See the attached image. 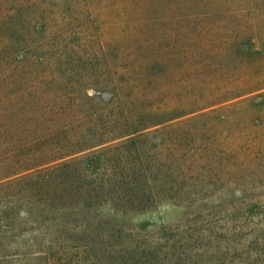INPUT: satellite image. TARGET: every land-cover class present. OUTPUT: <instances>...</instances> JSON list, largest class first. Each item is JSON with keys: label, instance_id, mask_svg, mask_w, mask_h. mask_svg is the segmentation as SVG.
Returning a JSON list of instances; mask_svg holds the SVG:
<instances>
[{"label": "rangeland", "instance_id": "1", "mask_svg": "<svg viewBox=\"0 0 264 264\" xmlns=\"http://www.w3.org/2000/svg\"><path fill=\"white\" fill-rule=\"evenodd\" d=\"M18 2L29 44L38 41L32 20L42 10L53 28L83 34L91 13L97 34L108 39L127 17L141 22L135 38L151 53L141 73L149 80L176 64L185 76L219 73L193 68L217 60L203 43L219 44L228 68L220 73L239 67L241 91L0 178V264H117L116 234L104 222L156 235L177 223L231 227L240 212L242 221L256 219L254 203L264 206V0H67V19L54 3ZM235 28L227 47L226 33ZM123 40L129 47L131 38ZM109 45L113 53L116 41ZM144 190L153 202L140 210L134 193ZM159 264L182 261L166 254Z\"/></svg>", "mask_w": 264, "mask_h": 264}, {"label": "trees", "instance_id": "2", "mask_svg": "<svg viewBox=\"0 0 264 264\" xmlns=\"http://www.w3.org/2000/svg\"><path fill=\"white\" fill-rule=\"evenodd\" d=\"M18 3L0 0V178L154 126L190 105L216 104L241 91L239 67L220 73L228 68L223 61L227 48L219 44L201 46L217 60L193 64L202 70L217 67L219 73L185 76L176 64L170 73L149 80L141 73L149 69L151 53L135 38L141 22L127 23V17L118 26L120 33L108 39L97 34L91 13L86 20L91 29L83 34L53 28L42 10L32 20L38 41L29 44L14 11ZM42 3H54L64 19L70 15L67 0ZM238 30L226 33L227 47ZM127 37L129 47L124 46ZM111 41L117 44L113 53ZM141 192L134 198L139 197L138 209L145 210L153 201ZM253 206L256 219L242 221L240 212L231 227L208 224L195 230L177 223L153 235L123 221L103 224L110 235L116 234L117 264H159L166 254L176 255L182 264L200 259L201 264H264V206ZM237 230L242 238H236Z\"/></svg>", "mask_w": 264, "mask_h": 264}]
</instances>
